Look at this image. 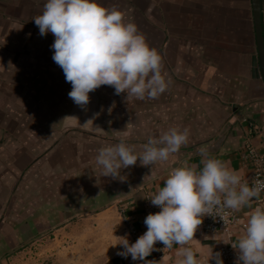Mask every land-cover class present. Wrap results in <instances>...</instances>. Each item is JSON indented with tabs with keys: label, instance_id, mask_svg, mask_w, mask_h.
Wrapping results in <instances>:
<instances>
[{
	"label": "crops",
	"instance_id": "1",
	"mask_svg": "<svg viewBox=\"0 0 264 264\" xmlns=\"http://www.w3.org/2000/svg\"><path fill=\"white\" fill-rule=\"evenodd\" d=\"M261 1L264 31V0ZM98 2L119 10L125 22L137 25L148 45L162 57V74L168 88L155 99L127 101L126 94L116 95L112 87L103 85L89 94L90 102L81 109L68 97L71 84L52 60L54 50L50 46L54 36H40L32 20L42 12L43 0H0V177L11 166L15 170L18 163L24 170L33 161L40 162V179L22 185L40 186V195L46 191L45 199L41 201L39 196L40 204L48 202L49 188L63 189V178L73 179L71 188L79 198L78 211L88 203V213L110 212L116 218L117 208L124 216V230L111 240L113 245L117 244L113 246L115 253L102 264H145L117 255L122 250L119 237L134 243L141 236L145 200L163 186L174 168L188 165L199 170L203 149L208 157L226 162L240 174L242 182L248 183L253 170L245 158L246 144L264 152V81L253 74L258 49L252 0ZM170 127L188 128L190 134L187 144L168 161L158 162L152 172L151 166H141L139 161L121 169L124 182L101 176L95 159L101 147L125 138L139 153L149 136L158 137ZM17 139L31 142H16ZM64 141H71L72 152H63L69 149ZM8 149L14 150L6 152ZM54 151V157L59 155L52 165L49 156L53 157ZM33 153L39 154L34 160H26ZM3 164L9 165V169ZM51 171L54 177L47 180ZM81 172L92 173L87 177L93 183L87 185L86 200L81 199ZM16 198L13 193L7 204L16 206L20 203ZM22 198L24 205L29 203L27 196ZM255 204L250 200L238 210L239 214L248 220ZM47 211L46 207L39 214H30L25 208L20 212L15 207L0 210V221L1 217L12 221V225L0 227V264H32L24 246L32 235L27 237L21 227L26 221L39 226ZM66 212L71 213L67 219L74 217L72 208ZM111 218L102 222L111 225ZM131 227L137 229V236ZM244 234L240 227L226 233L206 232L199 225L186 246L194 250L198 260L210 258L217 246L236 244ZM180 247L175 244L163 255L162 263L179 264ZM145 261H151L150 255Z\"/></svg>",
	"mask_w": 264,
	"mask_h": 264
},
{
	"label": "clouds",
	"instance_id": "2",
	"mask_svg": "<svg viewBox=\"0 0 264 264\" xmlns=\"http://www.w3.org/2000/svg\"><path fill=\"white\" fill-rule=\"evenodd\" d=\"M32 20L40 36H54L52 60L71 84L68 97L81 109L90 102L89 94L103 85L112 87L116 95L126 94L127 101L155 99L168 88L161 55L148 45L135 23L124 21L119 10L108 9L98 0H43L42 12ZM189 134L188 128L170 127L158 137L149 136L139 153L120 138L98 150L96 164L102 177L124 182L121 169L139 161L141 166H151L152 172L158 162L168 161L187 144ZM201 156L199 170L185 165L171 171L149 199L159 211L145 217L147 230L134 243L119 237L122 250L117 255L148 264L145 258L160 242L164 248L182 246L179 264H200L194 250L186 245L203 218L212 216L214 209L239 210L264 191V180L255 179L249 186L226 162L208 157L203 149ZM232 247L237 251L235 264H264V209L252 212L245 234ZM211 259L224 264L220 252L213 253Z\"/></svg>",
	"mask_w": 264,
	"mask_h": 264
},
{
	"label": "rangeland",
	"instance_id": "3",
	"mask_svg": "<svg viewBox=\"0 0 264 264\" xmlns=\"http://www.w3.org/2000/svg\"><path fill=\"white\" fill-rule=\"evenodd\" d=\"M19 110L20 109H16L17 112ZM32 114L35 115L36 113L32 112ZM19 117V119L22 118L20 114ZM13 126L15 129H18V125L13 124ZM32 130L34 129L32 128ZM34 141L35 139L32 140L33 143ZM1 142L2 141H0V143ZM16 142L28 143L31 141L26 139H17ZM54 142L55 141H51L50 143ZM64 142L66 143L65 147H69V149H65V151L63 152H72L71 141ZM24 146L28 147L27 145ZM10 150L14 149H8L5 151L8 152ZM15 151L18 152V150ZM56 153L57 152L54 151L53 157L52 155L49 156V161L52 162V165L57 163V156L59 154L54 157ZM37 156H34L33 153V155L31 157L29 155L26 160H29L30 158L34 160ZM45 157L46 156H44L43 158ZM39 165H41L40 162L36 164V162L33 161L30 167H27L23 170L21 164L19 165L18 163V165L16 164L14 168L15 170H13L12 166L9 169V165L7 166V164H3V166H5L9 170L6 173L2 172V175L0 177L1 212L8 210L9 207L11 209H14L15 207L17 212H20V209L25 208L26 211H28L29 213L32 212V214H39L40 211H43L45 207L48 210L47 212H44V214H42L44 220H42L39 226L35 227L26 221L21 227L23 231L26 232L27 237L29 235H32V237H29L30 240H27L24 245L27 247L28 250L30 248V251L27 250L26 257L31 261L32 264H72L73 262L74 264L104 263L115 253L111 240L117 238V235H120V233L124 230V222L121 218H124V216L122 215L121 209L115 208V212L117 215L116 218L110 216V212L101 213L100 215L88 213V208H86V206H88V203L83 205L85 206V208L80 206V208L82 209L78 211L79 205H77L76 203L79 198L77 199V196L74 193V188H71L73 184V179H67L66 177L63 178L62 182L64 188H49V196L47 197L48 202L40 204L39 196H41V201L45 199L44 197L46 196V191H43L40 195V186L36 187L35 185L32 187H28L30 185L29 183V185L25 188L22 186L25 182L35 183L38 179H40L39 175L41 170L39 168ZM90 167L93 166L91 165ZM81 173H83V177L81 176L83 178V181H80V190L82 193H84L81 199L86 200L88 196L87 185L93 183V179L87 180V177L88 175H92V173ZM50 177H54V173L52 171L51 173L49 172L47 180H49ZM13 193L17 197L16 199L20 201V203L18 202L16 206H9V203L7 204V200L9 197L13 196ZM61 193L64 195L63 197ZM67 193H69V195ZM24 195L27 196L29 200V203H27L26 205H24L22 202V197ZM32 200L34 202H32ZM61 206L63 208V211L59 212L60 210H62ZM68 208H72L74 210V212H72V215H74V217L69 219L67 218L68 216H71V213L66 212ZM11 212L12 210L10 211V213ZM8 218L1 217L0 227H7V224L12 222ZM47 218L48 220H46ZM105 218H111V225L102 222ZM22 220L23 219H20L19 221Z\"/></svg>",
	"mask_w": 264,
	"mask_h": 264
},
{
	"label": "built area",
	"instance_id": "4",
	"mask_svg": "<svg viewBox=\"0 0 264 264\" xmlns=\"http://www.w3.org/2000/svg\"><path fill=\"white\" fill-rule=\"evenodd\" d=\"M245 158L249 165L252 167L251 179L248 182L249 186L252 185L255 179L264 180V152H258L256 148L251 144H246ZM153 195L147 196L144 204V219L150 213H155L159 211V208L152 205L150 198ZM256 203V208L264 209V191L260 193L259 198H253ZM223 217V220L222 218ZM144 219L142 223L141 235L147 230L144 224ZM247 220L239 214L238 210L224 209L220 208L213 211L212 216H205L201 223V227L206 232H226L230 233L235 227H240L246 230ZM132 233L137 236L138 231L134 227H131ZM175 244H173L174 246ZM164 248V245L157 242L154 246V250L150 254V264H163L162 257L165 253L169 252L172 248ZM215 252L221 253V258L224 264H235L237 259V251L232 247V244L222 243L216 247ZM200 264H215V260L210 258H201L198 260Z\"/></svg>",
	"mask_w": 264,
	"mask_h": 264
},
{
	"label": "water",
	"instance_id": "5",
	"mask_svg": "<svg viewBox=\"0 0 264 264\" xmlns=\"http://www.w3.org/2000/svg\"><path fill=\"white\" fill-rule=\"evenodd\" d=\"M258 55L253 60V74L264 81V31L262 23V1L252 0Z\"/></svg>",
	"mask_w": 264,
	"mask_h": 264
}]
</instances>
